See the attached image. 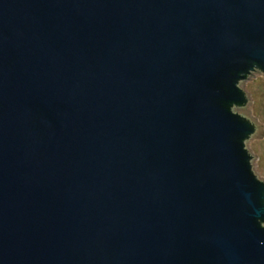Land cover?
<instances>
[{"label": "water", "instance_id": "95a60500", "mask_svg": "<svg viewBox=\"0 0 264 264\" xmlns=\"http://www.w3.org/2000/svg\"><path fill=\"white\" fill-rule=\"evenodd\" d=\"M264 0H0V264H264Z\"/></svg>", "mask_w": 264, "mask_h": 264}, {"label": "rangeland", "instance_id": "374dc122", "mask_svg": "<svg viewBox=\"0 0 264 264\" xmlns=\"http://www.w3.org/2000/svg\"><path fill=\"white\" fill-rule=\"evenodd\" d=\"M246 90L250 93L252 102L248 106L250 114L262 124L264 133V74H254L244 84ZM249 146L255 156V167L258 173L264 178V135L259 138H253Z\"/></svg>", "mask_w": 264, "mask_h": 264}]
</instances>
